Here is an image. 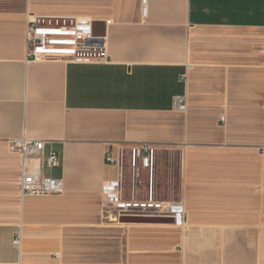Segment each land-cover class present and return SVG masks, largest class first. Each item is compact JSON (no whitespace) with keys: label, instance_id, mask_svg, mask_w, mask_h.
<instances>
[{"label":"crops","instance_id":"obj_1","mask_svg":"<svg viewBox=\"0 0 264 264\" xmlns=\"http://www.w3.org/2000/svg\"><path fill=\"white\" fill-rule=\"evenodd\" d=\"M30 20L91 22L103 51L28 61ZM23 136L61 164L25 160ZM144 143L156 194L179 155L180 222L106 214ZM27 170L63 194L23 196ZM0 264H264V0H0Z\"/></svg>","mask_w":264,"mask_h":264},{"label":"built area","instance_id":"obj_2","mask_svg":"<svg viewBox=\"0 0 264 264\" xmlns=\"http://www.w3.org/2000/svg\"><path fill=\"white\" fill-rule=\"evenodd\" d=\"M143 2L145 3L146 0ZM103 39L93 34L92 23L88 21L76 20L72 25L51 27L40 26L37 20H30L27 27V60L36 62L53 56H62L68 57L73 62H88L93 54L102 53ZM176 108L184 112L187 108L185 99L177 98ZM9 144L19 151L25 160L29 158L46 160L51 168L61 164L58 152L52 148V141L23 136L9 140ZM47 145H51L48 152ZM153 151V147L148 143L135 147L133 149L134 167L138 160L148 165ZM105 160L107 163L120 165V159H115L110 153L106 154ZM121 187L118 181L104 190L106 205L116 210L112 216L113 220L119 221L122 217H163L173 218L175 222H178L180 217L181 221L183 220L182 204L174 205L153 199L145 202L136 198L127 200L121 194ZM63 191L61 180L45 178L39 170L24 172L21 182L23 196L61 195Z\"/></svg>","mask_w":264,"mask_h":264},{"label":"rangeland","instance_id":"obj_3","mask_svg":"<svg viewBox=\"0 0 264 264\" xmlns=\"http://www.w3.org/2000/svg\"><path fill=\"white\" fill-rule=\"evenodd\" d=\"M165 179L160 182V185L157 189V194L155 192V187L151 184L150 179L153 176V160L149 161L148 165L145 166L142 163V168L148 169L147 171H139L141 173L142 181L139 185L135 186V183L128 182L126 191L128 193V200L130 199H139L142 202L149 201L151 199L158 202H166L169 204L178 205L181 204V171H180V158L179 155H175L172 158L165 160ZM139 177V176H138ZM106 214L108 217H111L116 213L114 208H110L105 205ZM180 221L181 218L179 217Z\"/></svg>","mask_w":264,"mask_h":264},{"label":"water","instance_id":"obj_4","mask_svg":"<svg viewBox=\"0 0 264 264\" xmlns=\"http://www.w3.org/2000/svg\"><path fill=\"white\" fill-rule=\"evenodd\" d=\"M121 223H146V224H174L175 220L173 218H163V217H122L120 219Z\"/></svg>","mask_w":264,"mask_h":264},{"label":"bare ground","instance_id":"obj_5","mask_svg":"<svg viewBox=\"0 0 264 264\" xmlns=\"http://www.w3.org/2000/svg\"><path fill=\"white\" fill-rule=\"evenodd\" d=\"M178 222H180V219L178 218Z\"/></svg>","mask_w":264,"mask_h":264}]
</instances>
